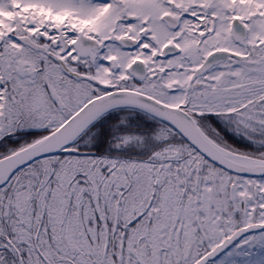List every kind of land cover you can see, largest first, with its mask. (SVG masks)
Instances as JSON below:
<instances>
[{
    "label": "snow or ice",
    "instance_id": "obj_1",
    "mask_svg": "<svg viewBox=\"0 0 264 264\" xmlns=\"http://www.w3.org/2000/svg\"><path fill=\"white\" fill-rule=\"evenodd\" d=\"M0 264H264V0H0Z\"/></svg>",
    "mask_w": 264,
    "mask_h": 264
}]
</instances>
